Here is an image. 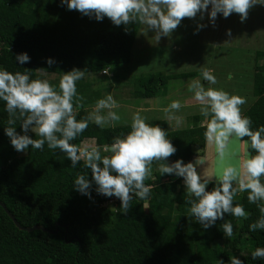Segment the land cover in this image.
I'll list each match as a JSON object with an SVG mask.
<instances>
[{"label": "trees", "instance_id": "obj_1", "mask_svg": "<svg viewBox=\"0 0 264 264\" xmlns=\"http://www.w3.org/2000/svg\"><path fill=\"white\" fill-rule=\"evenodd\" d=\"M139 26L129 25L125 32L124 25L115 26L107 17L97 21L68 10L60 0H0V66L11 72L45 68L58 76L76 68L86 69L87 78L105 76L103 70L130 60ZM22 52L30 57V62L23 65L15 59ZM255 55V99L243 111L252 119L254 129L264 125V51ZM48 58L55 61L52 66L46 63ZM193 74L138 75L128 82L129 92L132 97L151 98L171 78ZM37 75L33 71V78ZM50 82L58 85V81ZM85 82L92 83L89 79ZM100 86L90 97L77 90L85 98L77 119L88 115V104L102 98V94L97 95L104 88L103 83ZM201 118L194 115L181 128H171L166 119L148 121L168 132L177 149L168 161L188 163L195 150L202 154L206 140ZM6 121L4 102L0 101V200L22 226L42 225L51 231L19 229L0 205V264H217L220 259L229 264L231 256L243 264H264V260H252L250 255L256 247H264V230H249L260 213L247 201V193L238 194L236 202L244 205L249 219L236 222L229 214L224 216L233 223L230 238L220 227L223 220L204 229L190 217L182 178L160 175L157 170L145 181L152 185L149 198H134L128 213H120L119 200L101 205L110 197L98 194L94 183L91 199L74 190L78 173L87 172L91 180V172L82 161L72 168L64 153L50 150L47 144L42 151L31 146L24 152L16 151L4 132ZM128 125L100 128L89 122L74 143L93 138L97 145L110 144L114 136L130 130ZM16 131L22 134L19 123ZM28 134L35 138L33 133ZM213 187L210 183L207 190Z\"/></svg>", "mask_w": 264, "mask_h": 264}, {"label": "clouds", "instance_id": "obj_2", "mask_svg": "<svg viewBox=\"0 0 264 264\" xmlns=\"http://www.w3.org/2000/svg\"><path fill=\"white\" fill-rule=\"evenodd\" d=\"M60 4L97 21L107 17L115 26L124 25L125 32L127 26L139 24L142 26L140 34L152 31V40L158 43L162 37L170 38L183 19H195L198 14L203 20L207 13L213 27L217 14L227 18L236 13L243 23L254 6H264V0H60ZM204 27L205 24L197 23L196 31ZM226 35L231 38L230 29L226 30ZM15 59L21 65L30 62L24 52ZM46 63L52 66L55 61L48 58ZM33 71L38 72L35 78ZM200 72L207 86L201 79H192L188 91L200 106L204 138L209 148L214 150L218 161H230L218 169L210 171L207 165L198 173L197 165L206 163L199 158L195 163H184L180 159L168 163L177 149L168 139V132L159 125L150 124L141 115L144 109L132 113L130 130L114 136L110 144L74 143L87 130L89 122L100 128H115L121 121L116 111L120 105L111 94L96 100L88 115L77 119L85 99L78 94L77 82L84 79L86 69L60 72L58 85H54L47 78L50 72L45 68L11 72L0 66V101L4 102L7 113L4 132L18 152L26 151L29 146L42 151L47 144L50 150L64 153L72 168L82 161L83 167L91 172V180L87 172L78 173L73 182L74 190L91 199L90 189L94 183L98 194L119 199L120 213H128L134 198L141 201L149 198L152 185L145 181L153 178L155 165L160 175L182 178L187 211L204 229L223 220L220 227L224 236L232 237L233 223L224 216L249 219L250 213L244 205L236 202L238 194L247 193V201L256 205L260 213L249 224V230H264V125L253 128L252 119L242 111L247 103L245 97L213 87L217 78L212 69L201 68ZM104 74L108 75L109 70ZM181 107L180 100H173L164 108L167 120L179 125L182 120L174 113ZM17 123L22 134L16 131ZM29 132L35 138L30 137ZM210 183L214 187L207 190ZM250 255L252 260H264V247H256ZM217 264L225 262L220 259ZM229 264L243 262L231 256Z\"/></svg>", "mask_w": 264, "mask_h": 264}, {"label": "rangeland", "instance_id": "obj_3", "mask_svg": "<svg viewBox=\"0 0 264 264\" xmlns=\"http://www.w3.org/2000/svg\"><path fill=\"white\" fill-rule=\"evenodd\" d=\"M209 6V10H210ZM197 23L205 24L206 27L196 31ZM141 25L137 31L132 45L130 60L119 66L112 67L109 74L102 76L93 75L77 82V90L83 91L88 97L97 92L98 87L103 83V89L98 97L102 98L107 94L113 95L120 107L116 109L121 116V121L117 125L130 124L131 115L136 109H144L141 115L149 120L166 119L164 108L173 100H180L182 107L174 114L181 118L182 122L177 125L176 121H168L171 128L185 127L194 115L200 114V106L192 100V93L188 91V84L192 79H201L207 86V82L202 79L200 69L210 68L217 78V84L213 87L243 96L247 103L242 106V111L255 99L252 94V80L255 64V53L264 51V6L256 5L248 13V18L241 23L239 15L232 13L224 18L217 14L215 27L209 22L207 13L203 20L199 19V14L195 19L185 18L181 24L173 31L170 38L162 37L158 43L152 40L154 32L148 31L147 35L141 33ZM231 30V38L226 35V30ZM226 41H229L225 43ZM182 72H194L187 77L171 78L160 88V93L151 98L132 97L128 82L138 75L149 74H178ZM50 81H58L59 76L49 74ZM97 78V79H96ZM89 79L91 85L86 84ZM95 79V81H94ZM108 80L109 82H104ZM84 83V85L81 84ZM129 85V86H128ZM115 86L118 90H115ZM90 87V88H89ZM95 89L96 91H94ZM121 95V96H120ZM131 97V98H130ZM122 98V99H121ZM94 104H88L91 111ZM189 119V120H188ZM203 121V120H202ZM110 127V126H107ZM95 141L93 138L84 139L83 142ZM234 147H237L234 145ZM200 150H195L194 155L188 162H193L197 158L206 163L197 165L198 173L208 165L209 170L218 169L223 163L216 159L214 150L210 149L207 142H204L202 154ZM172 161H168L171 163ZM156 166L153 167V173ZM154 176V174H153ZM165 180V179H164ZM183 183V180H182ZM238 219H236V222Z\"/></svg>", "mask_w": 264, "mask_h": 264}, {"label": "water", "instance_id": "obj_4", "mask_svg": "<svg viewBox=\"0 0 264 264\" xmlns=\"http://www.w3.org/2000/svg\"><path fill=\"white\" fill-rule=\"evenodd\" d=\"M0 205L4 208V210L6 211V213L10 216V218L13 220L14 224L19 228V229H25L27 231H31L33 229H41L44 231H51V229L49 228H45L42 225H32V226H22L14 217V215L7 209V207L5 206V204L0 200ZM58 224V223H57Z\"/></svg>", "mask_w": 264, "mask_h": 264}, {"label": "built area", "instance_id": "obj_5", "mask_svg": "<svg viewBox=\"0 0 264 264\" xmlns=\"http://www.w3.org/2000/svg\"><path fill=\"white\" fill-rule=\"evenodd\" d=\"M104 71H105V70H103L102 72L104 73ZM118 200H119V199L116 198V197H110V198H108L107 200H105V201L103 202V204H101V205H108V204H111V203L115 204L116 201H118Z\"/></svg>", "mask_w": 264, "mask_h": 264}, {"label": "crops", "instance_id": "obj_6", "mask_svg": "<svg viewBox=\"0 0 264 264\" xmlns=\"http://www.w3.org/2000/svg\"><path fill=\"white\" fill-rule=\"evenodd\" d=\"M202 120H203V117L201 118V120H200V123L202 124Z\"/></svg>", "mask_w": 264, "mask_h": 264}]
</instances>
